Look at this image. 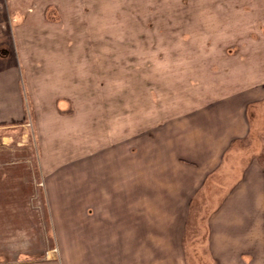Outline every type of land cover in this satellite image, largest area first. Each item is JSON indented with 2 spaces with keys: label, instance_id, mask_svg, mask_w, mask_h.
<instances>
[{
  "label": "rangeland",
  "instance_id": "obj_1",
  "mask_svg": "<svg viewBox=\"0 0 264 264\" xmlns=\"http://www.w3.org/2000/svg\"><path fill=\"white\" fill-rule=\"evenodd\" d=\"M5 2L0 17V53L9 54L6 65L13 63L10 52L15 53L8 24L46 20L51 33L55 31L57 50L72 53L73 75L66 80L68 89L62 90L63 96H48L54 101L50 106L32 108L25 100L24 122L0 127V264H64L66 242L80 227L84 204L79 202L80 190L74 202L72 188L62 190L56 184L67 182L66 172L48 179L46 165L54 169L62 154L79 159L86 143L95 147L103 137L112 138L113 130L130 115H136L137 131H142L162 106H184L185 100L200 98V88L218 71L224 52L240 49L236 40L246 30L249 34L245 37L261 33L262 18L256 16L257 0ZM45 3L48 6L43 8ZM241 21L244 24L240 25ZM54 73H61L59 65ZM16 76L27 98L22 70L17 68ZM33 110L37 114L43 111L38 121ZM258 122V127L264 128V114ZM65 124L73 126L66 139ZM56 151L59 153L54 154ZM253 161L264 163V139L237 144L226 156V166L209 182L195 188H188L191 182L162 188L168 193L170 189L178 191V202L183 198L185 202L182 215L175 220L176 249L170 252V259L183 264H222L206 245L207 219L238 183L242 171L237 163ZM141 188L150 190L154 201L161 204V188ZM242 189L244 195L249 193L246 185ZM61 191L69 194L71 202L52 201ZM171 196L169 211L177 205ZM249 198L244 199V218L252 213ZM163 209L167 211L166 206ZM169 213L167 222L172 223L175 214ZM247 259L248 264H256L251 256Z\"/></svg>",
  "mask_w": 264,
  "mask_h": 264
},
{
  "label": "crops",
  "instance_id": "obj_2",
  "mask_svg": "<svg viewBox=\"0 0 264 264\" xmlns=\"http://www.w3.org/2000/svg\"><path fill=\"white\" fill-rule=\"evenodd\" d=\"M255 8L256 16L262 18V32L251 31L245 37L246 30L237 38L241 48L224 52L218 71L200 88V98L185 100L184 106H162L142 131H137L136 115H130L113 130L112 138L103 137L95 147L86 143L79 159L62 154L54 169L46 165L48 179L66 172L67 182L56 184L62 190L72 188L74 202L80 190L79 202L84 204L80 227L66 242L64 264H183L169 254L176 249L175 220L183 213L185 192L178 202V191L170 189L171 194L162 188L178 182H191L188 188H195L209 182L226 166L225 158L237 144L264 139V128L258 127L264 114V0H257ZM39 24L26 19L22 24H8L14 31L10 33L15 53L10 52V66L5 62L9 54L0 53V127L24 122L25 100L32 108L50 106L54 101L48 96L61 97L62 90L68 89L72 53L58 51L55 31L51 33L46 20ZM57 65L61 67L58 76L54 73ZM17 68L24 74L27 98L18 85ZM33 111L38 121L41 116ZM64 128L66 139L73 126L65 124ZM237 167L242 171L238 183L207 219L206 245L222 264H248L247 256L264 264V164L240 162ZM244 185L249 188L245 195ZM152 186L161 188L160 205L150 190L141 188ZM68 195L61 191L52 201L67 204ZM170 195L177 200L171 211ZM246 197L253 205L252 213L244 218ZM50 208L54 212L55 207ZM169 212L175 214L172 223L167 222Z\"/></svg>",
  "mask_w": 264,
  "mask_h": 264
},
{
  "label": "built area",
  "instance_id": "obj_3",
  "mask_svg": "<svg viewBox=\"0 0 264 264\" xmlns=\"http://www.w3.org/2000/svg\"><path fill=\"white\" fill-rule=\"evenodd\" d=\"M6 0H0V15H1V13H2V11H3V7H4V5H5V2Z\"/></svg>",
  "mask_w": 264,
  "mask_h": 264
},
{
  "label": "trees",
  "instance_id": "obj_4",
  "mask_svg": "<svg viewBox=\"0 0 264 264\" xmlns=\"http://www.w3.org/2000/svg\"><path fill=\"white\" fill-rule=\"evenodd\" d=\"M264 164V163H263Z\"/></svg>",
  "mask_w": 264,
  "mask_h": 264
}]
</instances>
